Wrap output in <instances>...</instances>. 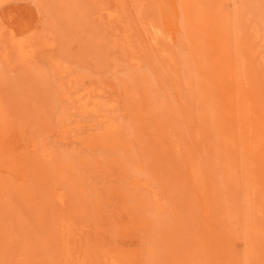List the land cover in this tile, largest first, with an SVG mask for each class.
<instances>
[{"label":"rangeland","instance_id":"obj_1","mask_svg":"<svg viewBox=\"0 0 264 264\" xmlns=\"http://www.w3.org/2000/svg\"><path fill=\"white\" fill-rule=\"evenodd\" d=\"M0 3V264H264V0Z\"/></svg>","mask_w":264,"mask_h":264},{"label":"bare ground","instance_id":"obj_2","mask_svg":"<svg viewBox=\"0 0 264 264\" xmlns=\"http://www.w3.org/2000/svg\"><path fill=\"white\" fill-rule=\"evenodd\" d=\"M1 1H2V0H1ZM3 2H4V1H3ZM3 2H2V3H3ZM5 2H6V1H5ZM0 4H1V3H0ZM121 6H122V5H121ZM123 13H124V12H123ZM117 19H118V18H117ZM117 24H118V23H117ZM138 29H139V28H138ZM138 29H137V30H138ZM127 30H128V29H127ZM74 39H75V38H74ZM145 49H146V48H145ZM97 52H98V51H97ZM223 67H224V66H223ZM233 95H234V94H233ZM38 96H39V95H38ZM178 101H179V100H178ZM232 113H233V112H232ZM171 122H172V121H171ZM108 130H109V129H108ZM117 130H118V129H117ZM48 150H49V149H48ZM4 167H5V166H4ZM175 182H176V181H175ZM175 182H174V183H175ZM15 183H16V182H15ZM175 184H176V183H175ZM32 186H33V185H32ZM2 187H3V186H2ZM3 188H4V187H3ZM27 188H28V187H27ZM33 188H34V187H33ZM34 190H35V189H34ZM65 192H66V191H65ZM23 196H24V195H23ZM42 198H43V197H42ZM65 200H66V199H65ZM74 202H75V201H74ZM131 205H132V204H131ZM45 206H46V205H45ZM43 212H44V211H43ZM46 219H47V218H46ZM30 237H31V236H30ZM13 246H14V245H13ZM25 255H26V254H25ZM114 257H115V256H114ZM122 257H123V256H122ZM45 260H46V259H45ZM129 260H130V259H129Z\"/></svg>","mask_w":264,"mask_h":264}]
</instances>
